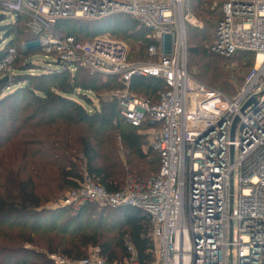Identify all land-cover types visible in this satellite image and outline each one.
<instances>
[{"label": "built area", "instance_id": "obj_1", "mask_svg": "<svg viewBox=\"0 0 264 264\" xmlns=\"http://www.w3.org/2000/svg\"><path fill=\"white\" fill-rule=\"evenodd\" d=\"M186 0H0V8L26 14L38 45L71 70L79 66L116 75L130 92L134 76L162 78L157 102L123 93L122 114L134 127L147 125L148 147L158 151L160 171L147 182L130 177L124 189L108 191L85 173L78 188L58 206L76 213L85 203L133 206L152 220V264H264V0H227L212 52L230 57L256 54L253 69L234 96L200 82L188 71ZM122 13L151 30L149 59L131 60L127 42L112 35L78 41L60 34L61 20H97ZM6 17V15H5ZM171 36V52L166 37ZM17 55L10 48L0 73ZM238 122L232 138L235 119ZM130 258L108 262L99 252L81 259L50 254L54 264H140Z\"/></svg>", "mask_w": 264, "mask_h": 264}, {"label": "trees", "instance_id": "obj_2", "mask_svg": "<svg viewBox=\"0 0 264 264\" xmlns=\"http://www.w3.org/2000/svg\"><path fill=\"white\" fill-rule=\"evenodd\" d=\"M226 2L185 1V12L204 25L188 27V71L234 96L253 69L256 54L238 51L222 57L212 52ZM27 19L21 13L0 26V61L10 48L17 51L13 63L0 73V264H54L50 254L81 259L93 248L108 262H123L131 256L129 245L140 264H152V220L143 209L89 202L73 213L68 207L50 206L78 188L85 173L116 192L130 177L147 182L160 171L161 159L148 147L147 125L128 123L120 98L106 94L126 88L120 78L106 75L103 80L100 73L82 66L72 74L57 60L36 62L40 46H18L20 40L38 39ZM55 29L81 42L109 33L127 42L129 58L138 61L149 59L148 49L155 43L150 29L122 13L61 20ZM166 88L162 78L153 76L136 75L129 84L131 92L153 102Z\"/></svg>", "mask_w": 264, "mask_h": 264}, {"label": "rangeland", "instance_id": "obj_3", "mask_svg": "<svg viewBox=\"0 0 264 264\" xmlns=\"http://www.w3.org/2000/svg\"><path fill=\"white\" fill-rule=\"evenodd\" d=\"M0 14H5V15H6V17H5V19L3 20V22L0 23V26L3 25V24L9 23V22H11V21L14 20V18L11 17V12H10V11H6V10H3V9L0 8ZM190 14H191V13H190ZM186 25H187V39H188V27H189L190 25L197 26V27H203V26H204V25H203V22L200 21L199 19H197L193 14H191V16H190V21L187 22ZM2 37H3V33L0 32V39H1V40H2ZM28 40H29V39H28ZM1 43H2V44H1V46H2V45L5 43V41H4V42H1ZM18 46H19V48H33V47H38L39 45H38V43H37L36 41L26 42V40L23 39V40H20V41H19ZM34 60H35L36 62L41 63V64H42V63H43V64H47V62H51V61H52V57H51V56L49 57V56L46 54V52L41 48L40 53L34 56ZM142 61H144V60H142ZM48 65L50 66L51 64L48 63ZM88 70H89V69H88ZM90 71H91V70H90ZM32 72H35V70L32 71ZM75 72H76L75 69L71 70V73H72V74L75 73ZM91 72H93V71H91ZM94 73H96V72H94ZM100 76H101V78H102L103 80L109 78V76H106L105 74H102V73H100ZM118 90H120V91L123 92V93L132 94V95H134V96L145 97V95H143L142 93H133V92H131V91H130V92H127L126 89H118ZM118 90L111 91V92L109 91V92H106V94H107V95H114L115 93L118 92ZM87 94L91 95L92 98L95 100L96 103L99 102L98 99H97V97L95 96V94H94L93 92H87ZM104 96H105V95H104ZM147 97H149V96H147ZM147 143H148V138H147ZM147 149H148V148H147V145H146L145 150H147ZM59 203H60V201H58V202H54V203L50 204V206H51V207H56V206L59 205ZM95 252H98V250L93 248V249H90L89 254H92V253H95Z\"/></svg>", "mask_w": 264, "mask_h": 264}, {"label": "water", "instance_id": "obj_4", "mask_svg": "<svg viewBox=\"0 0 264 264\" xmlns=\"http://www.w3.org/2000/svg\"><path fill=\"white\" fill-rule=\"evenodd\" d=\"M4 18H5V14H0V21L4 20ZM171 40H172V37L171 36H167L166 37V42H167L166 51L168 53L171 52ZM237 122H238V118L235 119L234 124H233V128H232V138H234V135H235V129H236Z\"/></svg>", "mask_w": 264, "mask_h": 264}]
</instances>
